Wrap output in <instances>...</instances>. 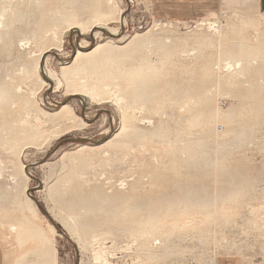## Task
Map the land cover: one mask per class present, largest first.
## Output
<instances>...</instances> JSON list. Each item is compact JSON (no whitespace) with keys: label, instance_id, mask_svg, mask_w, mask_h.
Masks as SVG:
<instances>
[{"label":"rangeland","instance_id":"rangeland-1","mask_svg":"<svg viewBox=\"0 0 264 264\" xmlns=\"http://www.w3.org/2000/svg\"><path fill=\"white\" fill-rule=\"evenodd\" d=\"M241 44L257 64L224 68ZM0 243L4 264H264L255 0H0Z\"/></svg>","mask_w":264,"mask_h":264},{"label":"crops","instance_id":"crops-1","mask_svg":"<svg viewBox=\"0 0 264 264\" xmlns=\"http://www.w3.org/2000/svg\"><path fill=\"white\" fill-rule=\"evenodd\" d=\"M166 18L191 20L215 11L218 0H149ZM257 10L264 14V0H255ZM0 264H4V250L0 243Z\"/></svg>","mask_w":264,"mask_h":264},{"label":"bare ground","instance_id":"bare-ground-1","mask_svg":"<svg viewBox=\"0 0 264 264\" xmlns=\"http://www.w3.org/2000/svg\"><path fill=\"white\" fill-rule=\"evenodd\" d=\"M111 7H109V9H110ZM112 10V9H111ZM81 30V29H80ZM242 46L240 47V50H239V52H238V58L237 59H235V60H226V61H224V62H222V65L224 66V68L225 67H227L228 66V68L227 69H231V70H237V69H241V65H242V62H240V60H244L245 62H249V61H251V63L252 64H257V59L256 58H254L255 56V54H254V47L253 46H249V45H245V44H241ZM94 49H95V47H94ZM103 48H96L95 49V51H94V53L95 52H100V50H102ZM79 52H77V54H78ZM86 53V52H85ZM226 55L227 56H229L228 58H232L233 57V54H231V53H226ZM75 56H77V55H75ZM232 56V57H231ZM227 59V58H226ZM232 61V62H231ZM216 68H218V66L216 67ZM62 71H63V69H62ZM227 72H231V71H227ZM107 78V77H106ZM194 87V86H193ZM86 91V90H85ZM78 93V92H77ZM80 93V92H79ZM83 93V92H82ZM86 93L92 98L93 97V99L95 98V99H100V98H97L98 96H99V94L93 89V88H89L87 91H86ZM188 93V92H187ZM204 96V95H203ZM202 96V97H203ZM136 98H137V96H136ZM139 98H143V96H139ZM204 99V98H203ZM191 100V99H190ZM126 106H127V104H126ZM187 106V105H186ZM186 106L184 107V109L186 108ZM121 107V128H120V130H122V132L124 133V132H126V128L125 127H123L122 126V124L125 122V121H128L129 120V117H127V115H126V112L124 111V109H125V105H122V106H120ZM119 107V108H120ZM188 107V106H187ZM67 106H62L61 107V110L65 113L66 111H67ZM219 112V111H218ZM86 146H81L80 147V149H83V148H85Z\"/></svg>","mask_w":264,"mask_h":264},{"label":"water","instance_id":"water-1","mask_svg":"<svg viewBox=\"0 0 264 264\" xmlns=\"http://www.w3.org/2000/svg\"><path fill=\"white\" fill-rule=\"evenodd\" d=\"M78 140H80V141H83V139H82V138H80V139H78Z\"/></svg>","mask_w":264,"mask_h":264}]
</instances>
